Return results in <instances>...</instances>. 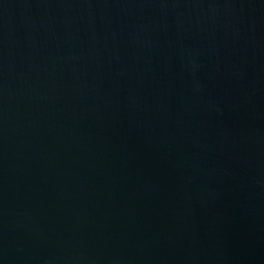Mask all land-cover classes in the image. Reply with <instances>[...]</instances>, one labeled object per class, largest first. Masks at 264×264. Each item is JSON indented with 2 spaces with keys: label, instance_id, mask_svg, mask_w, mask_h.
<instances>
[{
  "label": "water",
  "instance_id": "obj_1",
  "mask_svg": "<svg viewBox=\"0 0 264 264\" xmlns=\"http://www.w3.org/2000/svg\"><path fill=\"white\" fill-rule=\"evenodd\" d=\"M0 264H264V0H0Z\"/></svg>",
  "mask_w": 264,
  "mask_h": 264
}]
</instances>
